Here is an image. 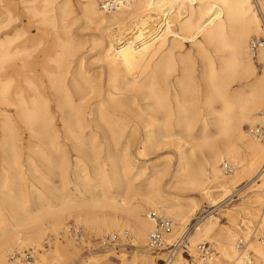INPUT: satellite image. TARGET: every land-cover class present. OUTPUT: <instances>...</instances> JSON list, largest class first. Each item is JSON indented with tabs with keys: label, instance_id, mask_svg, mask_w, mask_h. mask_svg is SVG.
<instances>
[{
	"label": "bare ground",
	"instance_id": "1",
	"mask_svg": "<svg viewBox=\"0 0 264 264\" xmlns=\"http://www.w3.org/2000/svg\"><path fill=\"white\" fill-rule=\"evenodd\" d=\"M83 1L87 27H96L112 40H118L117 47L110 40H106V46L102 42L99 61L108 69L106 86L103 71L91 74L77 56L78 45L73 44L69 35V18L74 14L71 0H20L39 24L60 23L55 34L62 50L49 58L55 66H47L42 74L38 72L36 57L27 47L26 33H3L16 18L10 10L12 5L4 6L0 0V16L6 17L5 24L0 21L1 187L8 189V181L12 182V188L20 185L9 194L0 191V264H16L8 258L15 246L43 249L46 240L51 245L55 238L48 235V230L61 228L65 232L68 223L62 225L70 215L98 230L118 231L126 226L135 235L136 243H145L154 221L149 217L150 211L147 216L144 211L153 208L151 211L175 221L172 233L167 235L168 242L178 232L181 237L190 216L198 209L199 200L195 196L163 195V177L174 165L170 159L151 166L141 161L151 158L169 142L179 150L184 145L190 146L186 151H178L176 170L169 174L165 187L177 186L179 190L207 198L213 207L220 206L238 191L231 187L235 179L245 173H256L257 163L263 161L255 176L257 180L253 179L255 173L248 180L254 184L262 179L254 191L260 188L264 191V141L244 128L245 124L254 125L259 120L264 106V49H259L255 57L250 50V37L260 31L262 21L253 7L262 11L264 3L253 0V6L251 0H130L126 6L107 12L101 7V0ZM160 18L163 23L158 27ZM60 31L66 35L65 39L59 35ZM169 37H173L171 42ZM185 41L194 44L202 58V99L195 97L202 83L192 76L191 65L184 66L175 79L182 95L176 88L171 92L169 64L176 48ZM210 50L218 54L212 56ZM159 53L160 58L152 62ZM75 56L76 67L72 66L74 58L70 59ZM253 58L263 64L261 72ZM239 81H245L246 85L234 89L232 85ZM128 92L140 95L142 100L149 99L151 103L143 107L163 114L159 138L145 135L136 156L130 152V143L139 138V132L136 125L129 130L132 120L125 106ZM96 99L97 104L89 105ZM59 124L76 152L74 162L66 143L59 138ZM100 126L106 128L98 137L94 129ZM87 128L91 129L90 138L85 134ZM23 130L28 134L26 145ZM47 145L57 154L56 159L46 158ZM24 149L28 151L25 160ZM243 154L249 156L247 164L243 163ZM39 158L45 161L46 170L38 163ZM225 161L235 165L231 174L222 169ZM142 188L146 189L144 193H136ZM29 204L34 208L30 209ZM105 208L123 209L128 220H107L94 211ZM218 219L210 216L195 225L188 235H192V248L197 240L213 239L211 234L219 224ZM259 224L264 226V214ZM222 234L226 240L223 256L230 264H246L236 245L241 233L225 227ZM248 241L247 252L250 248L255 252L254 264H264V247L254 241L248 245ZM67 250L66 245L58 242L52 252L62 259ZM179 253L168 264H182ZM50 254L51 251L34 250V261L25 262L48 264ZM196 260V264H217L218 255L207 262Z\"/></svg>",
	"mask_w": 264,
	"mask_h": 264
},
{
	"label": "rangeland",
	"instance_id": "2",
	"mask_svg": "<svg viewBox=\"0 0 264 264\" xmlns=\"http://www.w3.org/2000/svg\"><path fill=\"white\" fill-rule=\"evenodd\" d=\"M254 1L256 2V0H254ZM254 1L251 0L253 6L255 4ZM260 2L264 3V0H260ZM71 3L73 6L74 14H72L69 18V23H70L69 35L71 34L70 37L73 40V44H76V46L78 45L77 46L78 48L75 47L76 50L78 49L77 56L83 60L84 67L91 74H95L99 70L103 71V73H104L103 80H104V84L106 86L107 77H108V69H107L106 64L103 61H99V56H100V53L103 49L102 42H103L104 46H106V44L108 42L109 43L114 42V43H116L114 46L117 47L118 46V40H112L113 39L112 37H107V35L105 33H104L105 34L104 35L101 32V30L96 28V27H87L86 21L84 18L85 6H84L83 0H71ZM8 4L12 5V6H10L11 7L10 10L13 13L12 16L14 18H16V20L13 21V23L8 28L4 29L3 33L13 34L17 31H24L26 33V37L29 38V42H30V43L28 42L27 47L30 48V52L32 51L33 56L36 57V59H37L38 72L40 74H42L43 69H45L47 66L54 67L55 63L50 61L49 58L55 57L58 54V52H60L62 50L61 47L58 45V40H57L56 34H55L56 31L60 27V23L58 24V22H55L54 24H50V23L49 24H39L38 18H34L27 11V9L25 8V5H23L20 2V0H2V5L7 6ZM255 11H256V8L254 9V7H253L254 14L258 18L260 17L262 19V21H260V31L257 32L256 34L255 33L252 34L250 39L253 37H260L263 35V32H264V27H263L264 26V8L262 9V11H259V12H257V11L255 12ZM108 14L109 13H107V15ZM74 18L76 20H74ZM260 18H259V20H261ZM0 21L4 22L2 24H5L6 17L0 16ZM160 21H161V18L158 19V27L163 23ZM175 23L176 22H172V24H175ZM261 24H262V26H261ZM175 26H176V24H175ZM158 27L155 26V28H157L156 30H158ZM261 27L263 28L262 31H261ZM55 29H56V31H55ZM161 33H162L161 31H155V34H161ZM59 35L61 36L62 39L66 38V35L62 31H60ZM110 35H112V31H111ZM172 38L173 37H169V42H171ZM250 39H249V41H250ZM106 40L107 41L110 40V41L107 42ZM146 40H149V38ZM75 48H74L73 52H75ZM210 51H211L212 56H216V54H218L216 52H213L212 50H210ZM79 54H81V55L79 56ZM77 56L70 57V59L74 58L73 59L74 62L72 63V66H74V67L77 66V63L75 61V58H77ZM160 56H161L160 53L157 54L154 57V59L152 60V62L159 59ZM182 57L185 59H183ZM253 59L255 61V64L258 67V71L261 72L263 64H260L257 58H253ZM186 61L189 62L188 63L189 65L186 63ZM190 65H191V67H189ZM169 66L172 68V72L169 74L170 75L169 81H170V84L172 86L171 92L174 93V89L176 88L177 91L182 95L183 91H181L180 88L177 86L175 79H176V77H178L180 75L181 69L184 66H188L189 69L191 70L192 76L195 77V80L198 81L200 84L202 83L201 88L199 89V92L195 93V97L202 99V94H203L202 93L203 92V82L201 81L202 58L198 54L197 48L195 47V45L190 43V42L185 41V43L183 44L182 47L176 48L174 59H173V61L170 62ZM243 85H246L245 81H239V82H235L232 85V87L234 89H236L237 87H241ZM125 94L128 95V97L125 99V100H127V101H125V103H126L125 106H126V109L128 111L127 116L129 119L132 120L131 124L129 125L130 126L129 130L134 128L136 125L137 130L139 132V135H138L139 138L132 140L130 143V149H131L130 152L134 156H136L137 151H139V148H138L140 146L139 142L141 140H143L142 138L145 135H149L151 137V139H156V138L158 139L159 138L158 133L160 131V128L163 129V125L161 122V120L163 118V114L160 111H157L156 109H152V108L148 109L147 107H143V106H146L145 104L151 103L149 99L142 100L140 95H137L136 93H132V92H128ZM133 96H135V97H133ZM135 99H136V102H135L136 104H133ZM98 101H99V99L93 100L92 102L89 103V105H95V103L97 104ZM131 104H133V105H131ZM215 106L218 108L219 104L215 103ZM250 126H252V125L251 124H245L244 125L245 131L247 133H250V130H249ZM105 128L106 127H104V126H100V127L95 128L94 131L97 132L99 134L98 137H100L102 135V131L105 130ZM57 129L59 132V138H60L61 142L66 143V145H67L66 147L68 150L70 160L74 162L75 157H76V152L70 146V143L68 142V140L65 139V137H64L65 132H64V129L62 128V125L59 124ZM211 129H213V127H211ZM23 131H24V139H25L24 143L26 145L28 143V141H27L28 134H27V131H25V130H23ZM85 134L87 135L86 136L87 138H90L91 129L87 128L85 130ZM100 139L102 140V138H100ZM166 141H167V139H166ZM189 146L184 145L179 150L176 145L173 146L169 142L167 144V146H165L163 149L156 151L154 154L150 155L149 157L152 156L151 158L141 159V161H147L146 164H148V166H151V165L157 164V163L162 164L164 162V159H170L172 161V163H174V165H172V167L170 168V172L168 173V175L163 177V181H162L163 195L169 196V197L170 196H179L181 198H186L188 196L189 197L190 196L191 197H194V196L197 197V200H199L198 209L195 210L194 213L190 216L189 221H188V225L194 223V219L201 216L202 214H204V215L207 214V215H206V217H204V219H202L201 223H204V221H206V219L210 216H215V217L219 218L218 219L219 224L216 226V229L211 234V237L213 239H211V240H197L195 242V245L197 243H199L200 241L201 242H203V241L211 242L215 246L216 251H218V253H219V254H217L218 255L217 264H230V261L223 256V248H224V246L226 247V240L224 238H222L223 230H225V227H229L230 229L238 230V232L241 233L240 238L243 237L245 240L249 239L250 241L247 240L249 242L248 245H250V242L254 241L255 245H259V246L264 247V242L260 243V240H264V226H260V224H259L261 221V217L264 214V191H262L263 189H261V188L258 189L259 191H254V188H258L257 184L262 182V179H260L256 183L254 182V184H253V182H251L252 184L249 183L250 180H248L249 177H251V175L253 176V174L255 172L252 171L249 174L245 173V174H242V176H238L235 179L236 182H234V184L231 185V187L233 186V190L242 188V190H240L241 192L238 194V197H234V198L231 197V199H229L227 202L223 203L222 205L214 206V207L212 206V204L210 203V201L207 198H203L199 195L189 194L188 191H183V190L177 189V186H174V187L172 186L171 188L165 187L166 184L168 183L169 179H170L169 174L176 170L175 164H177V160H178V156H177L178 151H186L189 149ZM45 148H46V153H47L46 158L56 159L57 154L53 153L52 148L49 145L45 146ZM24 151H23V153H24L23 159L25 160L27 157L28 151L25 149H24ZM243 156L245 159L243 163L247 164V162L249 160V156L247 154L246 155L243 154ZM197 157L200 158V153H198V152H197ZM1 158H2V152L0 150V161H1ZM38 163L45 168V166H44L45 161L43 160V158H39ZM262 163H263V161L257 163V167H256L257 170H255L256 173L259 170V167ZM45 170H46V168H45ZM256 173L253 176L254 180L256 179L255 178ZM238 175H240V174H238ZM231 178L232 177H229V178L226 177V179H231ZM54 179L57 180L58 178L54 177ZM99 179H100V177H98V180ZM242 181H244V183H242L241 185H238L237 187L234 188L235 185H237L238 183H240ZM11 183H12L11 181H8V189L6 187L2 188L1 187L2 177H0V191H2L5 194H9V193H11L10 190H13V189L16 190V189L20 188V185H16V186L13 185V188H12ZM10 186L12 189H10ZM39 186L41 187V185H39ZM145 191H146V189L142 188L141 190H137L136 193L140 194V193H144ZM256 193L259 195H257ZM254 194H256L257 196ZM250 197H252V199H250ZM29 205H30V209L34 208L33 205H31V204H29ZM214 209H216L215 212H214ZM151 210H154V209L153 208H146L144 211V214H146V216H147V213ZM228 210H230V212L232 213V216L229 215ZM94 211L100 213V215L105 216V219H107V220H110L111 218H117V219H120V221L123 220V222L128 220V216L126 215L125 211L121 208H117V209L105 208V209H101V210L94 209ZM161 215L168 217L165 214H161ZM69 222H75V223L82 225L85 229V232L87 233V235L89 236V238L91 240L99 238L106 231H112V229L111 230H105V229L104 230H98L97 228H95L93 226H87L82 221L77 220L76 216H73V215H70V216H68V218L65 219L62 227H65L66 224ZM201 223H199V224H201ZM118 229H120V230L127 229L128 231H130V234L132 237L131 243L120 244V245H117V246L111 247V248H102L98 245V243H95L93 245V247L86 249L85 245L75 244V242L73 240L71 241V239H72L71 237H70L71 238L70 239L69 236H64L65 232L60 228L57 230H52V229L48 230V235L52 234L55 239L51 245H50V243L47 242V240L44 241L42 243L43 249L19 248V247L15 246V250H18L21 252L27 251V250H33V251L37 250V253H40V252L43 253L45 251H47V252L51 251L48 264H144V261H146V264H165L164 261L162 260V258L165 257L164 252L150 251L147 248V244H146L147 240L145 243H143V242L136 243V241H134V239L136 237L132 233V230H130L128 227L122 226L121 228H118ZM184 229H185V227H184ZM186 229H187V226H186ZM113 230H116V229H113ZM0 231H1V229H0ZM180 233H181V230H180ZM178 235H179V232H178ZM178 235H176L175 236L176 238H173V239L179 238ZM260 237H262V239ZM189 240L192 244V235H191V237H189ZM237 241H238V239H237ZM58 242L61 243L62 245H66L67 249H68L67 252L63 253L62 259L56 257L54 255V253L52 252V249L55 248V244ZM192 245H194V244H192ZM236 245H237V243H236ZM250 250L253 251L252 248H250ZM253 254H255L254 251H253ZM34 255H35V259H37L38 256H36V252L34 253ZM178 255L181 256L179 263L184 264L186 262L184 260L185 257L184 256L182 257L181 253H179ZM194 255L197 256L195 253H194ZM255 257H256V255H255ZM8 258H9V256H8ZM9 260H10V258H9ZM176 260H177V258L174 261H176ZM25 261H29V260H25ZM25 261H22L23 262L22 264H26L27 262H25ZM33 261L34 260H31V262H33ZM10 262H11V260H10Z\"/></svg>",
	"mask_w": 264,
	"mask_h": 264
},
{
	"label": "built area",
	"instance_id": "3",
	"mask_svg": "<svg viewBox=\"0 0 264 264\" xmlns=\"http://www.w3.org/2000/svg\"><path fill=\"white\" fill-rule=\"evenodd\" d=\"M129 2L130 0H101L100 5L105 11L112 12L118 10L120 7L126 6ZM259 49H264V32L262 36L253 37L250 41V50L253 56H256ZM249 130L256 139L264 141V106L260 110L259 120L254 125L250 126ZM222 169L226 174H231L235 170V165L231 162L225 161L222 163ZM237 190L238 191L231 196L232 198L238 197L242 188ZM215 211L216 209H214V212ZM206 215L202 214L201 216L195 218L194 223L187 225V229L181 237L168 242L167 235L171 234L174 228L173 220L169 217L156 213V211H150L149 217L154 221V226L149 233L147 248L150 251L164 252L165 257L162 258V260L165 264H168L171 260H173L178 252L185 257V264H196V259L201 262L213 260L217 255V251L211 242H199L192 248L188 237L195 225L201 219L206 217ZM65 232L76 244L85 245L86 249L93 247L95 243H98V245L102 248H111L120 244L131 243V234L127 229L105 232L99 238L91 240L82 225L75 222H69L65 228ZM237 249L242 253L241 256L244 257L246 264H254V258L252 257L253 252L251 250L247 252V241L243 237L238 239ZM194 253L197 256H195ZM9 257L16 264H20L22 261L33 259V250L23 252L14 250L10 253Z\"/></svg>",
	"mask_w": 264,
	"mask_h": 264
}]
</instances>
